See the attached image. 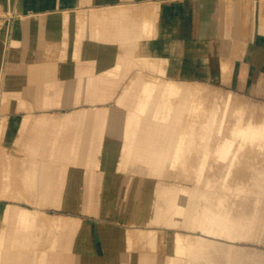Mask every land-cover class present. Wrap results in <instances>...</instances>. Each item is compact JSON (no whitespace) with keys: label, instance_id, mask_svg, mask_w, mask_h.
<instances>
[{"label":"bare ground","instance_id":"obj_1","mask_svg":"<svg viewBox=\"0 0 264 264\" xmlns=\"http://www.w3.org/2000/svg\"><path fill=\"white\" fill-rule=\"evenodd\" d=\"M24 17L23 15L21 19ZM89 17L93 19L96 16ZM151 27L146 22L142 28L143 38L152 36ZM164 33L171 34V32ZM124 35L135 37L137 30L130 26L126 27ZM96 37L105 38L106 33L101 37L99 31ZM150 49L167 53L169 68H161V65L156 63L153 66L150 65L149 69H160L164 76L142 82H136L133 78L132 82L125 86L123 94L119 98L114 97V103L125 102V104L122 103L124 106L120 110L115 111L117 108L115 105H111L112 109L110 106L98 105V102H104L112 97L108 96V92L91 93L90 95L79 93L72 97L68 96L67 91L61 93L59 86H51V90L38 89L22 94H13L6 89L0 90V117L7 119V116L2 113L6 105L7 110L15 111L12 100L15 98L18 103L16 110L25 109L35 121V127L30 128L26 133L21 150H18L22 153L13 152L12 154L21 158L19 164L23 177L28 178L29 172L32 171L40 174L51 173L48 176V188L43 197L47 203L54 204L62 201L75 211H78V206L83 205V208L91 212L92 207L90 208L89 203L94 199L102 197L99 199L102 206L106 204L109 206L110 203L106 201H109L111 197L114 199L118 197L119 200L132 207L130 211L128 209L125 212L117 211L118 214L130 215L136 218L138 223L161 225L158 230H140L135 227V233L137 232L138 235L135 240L141 243L142 247L152 250L160 249L169 255L153 257L150 259V264H241L242 258L232 256L231 245L210 238L214 236L232 239L245 237L249 231L247 225L237 227L235 223L249 220L255 216V212L259 211L258 206L264 199V119H261L264 109L262 117L257 120L250 117L243 120L239 116L242 108L237 107L231 112L235 118L234 121L225 123V115L217 119V112L214 109L210 115H205L207 121L189 120L186 122L190 111H193L190 106L191 99L199 92L198 86H193L189 81L190 78L203 76L212 79L216 74L215 78L218 76L227 80L228 73L226 74L225 70L227 62L199 63L188 60L185 55L197 50V46L192 43L183 45L172 41L165 46L157 47L139 44L135 49L130 50L141 52ZM208 49L215 51L213 45ZM263 51L264 49L259 47L254 54L252 62L256 66L264 67ZM99 52L102 56L108 53L106 50ZM147 58L151 60V57L147 56ZM147 58H142L141 61L150 62ZM153 60L160 61L161 59ZM242 70H246L245 67ZM42 71L45 78L55 75L47 67ZM111 76V74L96 75L90 80L92 87L104 89L109 88L108 85L118 83L120 78L114 79ZM181 77L183 79H177ZM130 88L132 90L128 91ZM11 101L12 104H9ZM62 101L65 105L73 103L74 106H78L89 103L94 107L98 106L90 110L74 109L63 115L38 116L33 112L36 105L50 108ZM28 104H33V106L29 107ZM179 125H182L180 132L177 130ZM60 130L83 131L78 149L74 144L66 143L61 146L56 142L55 137L58 136ZM104 132L107 133L104 137L107 146L101 147ZM5 135L6 130L0 131V145L1 142H5L7 146L6 143L15 136L13 132ZM175 136H178L181 142L187 143L181 160L183 164L177 171L169 172V178H160L165 165L161 163V159L154 161L157 157L155 154L157 142L163 138L172 142ZM211 148L217 150L219 154L208 163V152ZM168 150L170 147L166 149L167 153ZM178 150L183 151V147L177 148ZM193 153L196 154L197 160H200L195 165L196 157L192 158ZM167 155L162 157L164 164V157H169ZM95 165L106 170L104 174L97 175L90 171L92 169L88 170ZM207 168L214 170L210 175L204 176L202 171ZM190 169L200 174L196 179L197 182L192 178ZM67 172L70 174L62 175ZM146 175L156 176V178L160 176L158 177L160 179L147 178ZM25 179L22 180L23 184H27ZM193 183L194 186L191 185ZM65 184L68 187H65ZM20 188V193L26 192L31 197L37 195L36 189H33L36 187H31L30 183ZM155 190L156 197H154ZM238 196H242V201L234 203ZM28 200L39 201L38 199ZM153 200L163 209L148 208L150 211L147 212V206ZM33 203L35 206L33 210L12 207L8 204H0V210L5 212L18 210L24 219H29L30 214L41 211L42 204ZM249 204H253L256 211L246 210ZM234 206L238 209L236 214H232ZM102 210L110 211V208ZM260 214L262 216L263 212ZM50 218L54 228H59L66 221L64 224L68 225L67 228L76 230L80 224L78 223L80 220L76 218L65 219L59 215ZM83 222L91 224L90 221ZM177 225L192 234L183 235L177 232L175 230ZM84 226L85 229L90 227L89 225ZM32 227L34 226L23 225V228ZM0 230V247L11 249L1 255L0 264H40V261L44 262L45 257L42 254L37 252L35 257L28 251L32 246L41 243V235L16 234L12 230V225L8 224L0 226ZM197 230H201L200 235ZM130 232H123L124 242L121 243V249L131 251L132 248L137 247L136 241L132 242ZM85 233L83 232V235ZM191 235L193 237H189ZM67 236H61L62 243L68 241ZM108 245L112 246L111 243ZM95 248V244H91L85 237L79 239L75 245V249L80 252L93 251ZM126 258L129 260L128 264L147 263L139 256H127ZM257 261V264H264L260 259ZM112 263H115V259L104 260L99 257L85 259L79 255H70L62 259V263L59 264Z\"/></svg>","mask_w":264,"mask_h":264},{"label":"rangeland","instance_id":"obj_2","mask_svg":"<svg viewBox=\"0 0 264 264\" xmlns=\"http://www.w3.org/2000/svg\"><path fill=\"white\" fill-rule=\"evenodd\" d=\"M22 16L14 15V14H6L1 15L0 14V37L5 36L4 38V44L5 51L2 56V59L0 61V90H16L18 89L15 87L19 83V81L26 82V86L23 88V90H29V92H32V90H51L49 84H64L65 87H67V90H70L69 84L70 81L74 82V87L71 88L74 90V94H68V96H76L75 90H88L87 88H77V83L79 80L77 74H79L78 69H76V66H78L80 63L79 61L76 62L77 57L74 55H56V51L61 54H66L69 50V41L68 38L63 39L60 37H48L47 40L44 43L43 47H46L48 50L45 52V55L35 57V58H41V62H25V61H18L21 59H25L26 57H22L19 54H16L17 52L14 50L13 46L9 48L7 46V43L13 42L12 38L10 36L13 35V29L12 25L15 23L14 21L20 20ZM6 24V25H4ZM11 32V33H10ZM86 29L84 26H78V37H77V44L75 43L74 49L78 51L79 45L81 42H85L86 39ZM62 34H68V30H63ZM13 44V43H12ZM85 47V46H84ZM50 49V50H49ZM57 49V50H56ZM83 52H86L83 50ZM82 54L85 58V53ZM127 55V56H126ZM122 56V60L127 63V66L129 69H132L134 67H139L141 72H135L136 76L133 77L134 81L142 82L148 79H152L154 77H160L164 73L160 69H149L150 65L153 66L154 64L158 63L160 64L161 68H169L165 65V60L160 61H154L151 58L148 59L145 54H142V57H135L130 56L129 54H126ZM165 56V55H164ZM142 58H147L150 60V62L147 61H141ZM159 59L160 56H157ZM16 59V60H14ZM62 61V62H60ZM168 62V61H167ZM4 63V64H3ZM97 63V62H94ZM84 65L85 63H81ZM98 64V63H97ZM101 64V63H100ZM98 64V65H100ZM233 67H232V65ZM231 65V68H230ZM3 66V67H2ZM7 70H6V68ZM49 68L52 71V74L54 76H51L46 79H41L40 77L37 78L39 75L41 76L43 71V68ZM245 67L246 70H242ZM226 74L228 75L227 80L224 78H190L189 81H191L193 86H198L199 92L196 93L192 99H191V110L190 115L187 118L186 122L190 121H207L205 115H210L214 109H216L217 112V119L221 117L222 115H225L224 121H231L235 120L233 114V110H236L237 107L242 108L241 114H239L240 118L243 120L247 118H254L259 119L262 117L263 109H264V67L262 66H255V69L250 67V65L245 64L242 62L241 57H231L230 61H227L226 64ZM100 69V68H99ZM128 69V70H129ZM5 71V72H4ZM228 71V72H227ZM242 71H244L242 73ZM78 72V73H77ZM120 71H102L95 73L98 76L105 74H111L116 75V73H120ZM29 73L31 76V79L28 77V75L23 74ZM128 72H125L123 74V77H121L114 85H108L109 88H104L105 90H117L116 87L119 85L126 86L129 83L132 82L133 78L129 79L126 78ZM246 74V76H245ZM70 75L73 76V78H68ZM245 77H244V76ZM153 76V77H151ZM164 76V75H163ZM242 77V78H241ZM123 78V79H122ZM244 78V79H243ZM177 79H183L177 78ZM68 82V85H67ZM39 83V84H37ZM129 87V86H128ZM54 89V88H53ZM102 88H100L101 90ZM62 90V89H61ZM63 90H66L63 88ZM99 89H97L98 91ZM107 90V91H108ZM125 88H123V91ZM132 89H128V91H131ZM123 91L119 94H113L109 93L108 96H112L110 99L105 100L104 102H98V105L100 106H110V109L113 108L111 105H115L117 108L116 110L122 109L125 104V102H118V99H116V102L114 103V97L123 94ZM72 100V99H70ZM63 102V101H62ZM236 102V103H235ZM123 103V104H122ZM11 104V102L9 103ZM96 105V106H98ZM28 106H33V104H28ZM37 106V105H36ZM88 106V107H94V105L90 104H83L79 107ZM95 106V107H96ZM236 108V109H235ZM71 109L63 108L61 106H57L51 110L44 111L43 109H36L33 110L36 115H41L43 113H51V114H60L66 113L70 111ZM3 114L7 116V119H4L5 117H0V131L6 130V135L8 133H14L15 136L11 138L12 140L7 142V146H5V142H1L0 145V204H17L21 206H25L27 209L33 210L35 209L33 202H38L42 204L40 213L30 214L29 219H24L21 216V212L18 210H10L8 212H5L3 210H0V226H3L4 224L12 225V230L16 234H24L26 236L28 235H34L39 234L42 236V241L39 245L32 246L28 249L32 255L35 257L37 256V252L39 254H42L45 257L44 262L40 261V264H59L62 263V259L67 258L68 256H76L79 255L83 258H90V257H99L103 258L104 260L108 259H115L114 264H128L127 256L135 257L139 256L142 257L147 263L150 264V259L153 257H160L164 256L168 253L163 250L158 249H150L147 247H142L138 241L135 240L136 233H135V227L140 228V230H158L160 229L159 224L156 223H138L136 218L131 217L130 215L125 216V214H118L119 212H125L127 209L131 210V205H127L124 203V201H121L118 199V197L110 198L109 201H106L108 204L102 206V202L99 201L102 197H99L97 199H94V201H91L89 203L90 208L92 207L91 212L87 211L86 208H83V205L78 206V211L73 210L69 205H65L60 201V203H47L44 201L43 197L47 191L48 183L47 179L48 176L51 173H35V172H29V177H23V171L20 169L21 158L13 155V152L22 153L18 150H21L22 141L26 137V133L30 130V128L35 127V121L33 118L27 113L26 110H18V111H9L7 110V105L3 109ZM264 119V114L263 118ZM218 120H216L217 122ZM84 122V121H83ZM171 122V121H169ZM184 123V122H183ZM66 126V125H64ZM182 125L177 126V130L179 132L181 131ZM65 129V127H64ZM228 130V129H226ZM107 131V130H106ZM105 131V132H106ZM60 130L58 131V136L55 137L56 142L58 144L69 143L68 145L74 144L76 146V149L81 144V138L83 136V131L78 130ZM103 133V140H101V147L106 145L104 137L107 133ZM5 135V136H6ZM4 137V136H3ZM174 140L168 141L166 138L160 139V141L157 142V146L155 148V154L156 158L154 161L162 160L161 163L165 165L163 170V175L158 176L160 178L167 179L169 172H175L178 168L183 164L181 162L182 155L185 154L184 148L186 147V142H181L180 138L178 136H175L173 138ZM107 140V137H106ZM79 144V146H78ZM170 144V145H169ZM154 145V144H153ZM156 145V144H155ZM107 146V145H106ZM170 147L169 152H166V149ZM183 147V151H177V148ZM101 149V148H100ZM8 152V153H6ZM187 153V152H186ZM166 154L168 158L164 157L165 164L163 162L162 157ZM180 156H177L179 155ZM217 150L214 148H211L208 152V163L213 158L218 156ZM192 158L196 159L194 160V165L200 160H197V156L195 153L192 154ZM218 161V160H217ZM162 166V165H161ZM209 167V166H207ZM92 169V170H90ZM163 169V168H162ZM88 170H90L94 174H104L106 170L103 168L97 167H91ZM213 168H207L202 171V174L205 176L210 175L213 172ZM38 172V171H37ZM116 172V171H115ZM186 172H184L185 174ZM190 173L192 175V178L197 182V178L199 177V173H196L194 169H190ZM70 174L67 172L66 174H63V176H67ZM158 175V174H156ZM146 177H151L156 180H159L160 178H156V176H150L146 175ZM23 178L27 182V184H23L22 180ZM195 182V183H196ZM30 183L31 187H36L33 189H36L37 195L34 197H31L26 192H21L22 186H26ZM194 186V183L191 184ZM65 187H68L67 184L64 185ZM185 186V184H183ZM199 186H201L199 184ZM229 191V190H228ZM67 192V190H66ZM20 193V195H19ZM156 190L154 191V197H156ZM27 198V199H20V198ZM96 197V196H95ZM94 197V198H95ZM242 197V196H241ZM241 197H237V200L234 201V203H240ZM28 199H38L39 201H30ZM93 199V198H92ZM248 203H250L248 201ZM161 204V203H160ZM108 209L110 208V211L102 210V209ZM148 208H151L152 210H162L163 207L160 205H157L155 203V200H153L152 203H149L147 206V212L150 211ZM246 210L256 211L253 204H249ZM258 212H255V216L249 220L241 221L235 223V226L237 227H243L245 224L247 225V233L245 234V237L239 238V239H232L227 237H209L212 240H216L218 242H221L226 245H231L233 249L232 256L234 258H242L241 264H257V260L260 259L264 263V199L261 201L260 205L258 206ZM238 209L234 206L232 210V214H236ZM262 216L260 213H262ZM54 215H60L65 217V219L70 218H76L80 221H78V228L76 230H70L68 225H65L64 222L59 228L53 227V222L51 220V216ZM122 215V216H121ZM83 221H90L91 224H84ZM23 225L27 226H34L32 228H23ZM70 225V224H69ZM84 225H89L87 229H85ZM67 226V227H66ZM179 225L175 226L176 228ZM175 230L177 232H180L183 235H189L192 234L188 230H185L183 227L179 226ZM128 231L131 233L132 242L136 241L135 248H132L131 251L127 249H121V243L124 242L123 238V232ZM199 231V235L201 234V230ZM83 232H86L83 235ZM1 233V230H0ZM63 235H69L67 236L68 241L65 243H62L61 236ZM209 235V234H207ZM138 236V235H137ZM212 236V235H211ZM71 239L69 240V238ZM86 238L91 244H95V250L93 251H77L75 249L76 243L81 238ZM189 237H193L192 235ZM208 238V237H207ZM114 239V241H110ZM111 243L112 246H109L108 244ZM28 247V246H27ZM11 251V249L6 247H0V258L1 255L4 253H7ZM27 251V250H26ZM54 254L56 256H54ZM58 255V256H57ZM60 260V262H59ZM32 263V261H30ZM36 264V263H34ZM113 264V263H112Z\"/></svg>","mask_w":264,"mask_h":264},{"label":"crops","instance_id":"obj_3","mask_svg":"<svg viewBox=\"0 0 264 264\" xmlns=\"http://www.w3.org/2000/svg\"><path fill=\"white\" fill-rule=\"evenodd\" d=\"M0 14L25 16L14 21L11 36L13 42L7 43L9 48L13 46L16 54L26 57L18 61L41 62V58L35 57L46 54L48 49L43 46L48 37L68 38V52L61 54L56 51L55 54L77 57L76 62L80 63L76 66L79 72L77 76L80 77L77 88L88 90H75L76 94L121 93L125 88L123 85L116 87L117 90L105 91V89L93 88L90 80L96 76L95 73L105 70L112 72L121 70L120 73L111 76L114 79L123 77L125 72H128L126 78L135 77V72H141V70L139 67L128 68L127 63L121 59L126 54L138 58L142 57V54L146 55L144 57L151 58L160 56L168 67V54L165 52H156L153 49L141 52L130 50L135 49L139 44L157 47L165 46L172 41L183 45L192 43L197 46V50L185 55L188 60L199 63L210 61L223 63L230 61L231 57H241L242 62L253 69L256 66L252 62L254 54L259 47L264 49V0H0ZM91 15L96 17L92 19L89 17ZM146 22L152 26V36L149 38H143L142 34V28ZM78 26L85 27L86 39L85 42H81L76 51L74 45L77 44ZM129 26L137 30V36L124 35L125 28ZM63 30H68V34H62ZM99 31L101 37L105 36V33L106 37L98 39L96 34ZM164 32H171V34ZM4 38L6 37H0V61L6 46L3 43ZM211 45L215 47L214 52L208 49ZM101 50H106L108 53L102 56L99 52ZM82 52L85 53L84 59H81L84 57ZM262 56L264 57V51ZM23 75H28L31 79L29 73ZM215 75L213 78L216 77ZM39 77L42 80L46 79L43 75L37 78ZM68 78L73 76L70 75ZM197 78L204 77L197 76ZM25 86L26 82L19 81L15 85L18 89L7 91L22 94L29 91L23 90ZM51 86H59L61 93L67 91L68 94H74V90L71 89L74 87L73 81H70V90H67L64 84H49L48 87ZM12 100L16 110L18 103L15 98ZM83 104L74 106L73 103L65 105L62 102L50 108L37 107L39 106L37 105L34 110L43 109L46 112L61 106L71 109L66 112L69 113L74 109L95 108L79 107ZM90 105L93 106V104ZM45 114L51 115V113H43L38 116ZM7 204L12 207L26 208L17 204Z\"/></svg>","mask_w":264,"mask_h":264}]
</instances>
